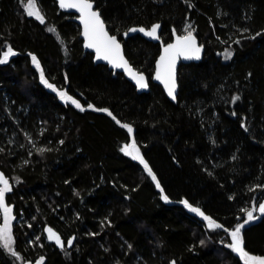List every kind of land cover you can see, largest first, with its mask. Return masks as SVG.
Listing matches in <instances>:
<instances>
[{"label":"trees","instance_id":"1","mask_svg":"<svg viewBox=\"0 0 264 264\" xmlns=\"http://www.w3.org/2000/svg\"><path fill=\"white\" fill-rule=\"evenodd\" d=\"M93 1L128 59L148 76L149 92L138 93L123 73L95 63L74 15L56 0H36L43 24L27 15V0H0V56L8 47L16 53L0 64V170L12 189L5 204L17 254L0 243V264H245L228 247L235 223L185 192L168 191L152 157L174 143L192 171L227 197L215 167L243 143L249 155L236 189L240 224L244 210L264 201V0ZM156 23L164 43L191 25L205 45L201 61L179 67L177 103L152 82L161 44L140 33L124 36ZM41 70L56 91L41 82ZM5 124L18 131L13 143ZM133 140L160 188L122 151ZM185 200L222 227L210 229ZM254 215L241 235L245 251L264 258V215ZM48 229L63 247L47 238Z\"/></svg>","mask_w":264,"mask_h":264},{"label":"snow or ice","instance_id":"2","mask_svg":"<svg viewBox=\"0 0 264 264\" xmlns=\"http://www.w3.org/2000/svg\"><path fill=\"white\" fill-rule=\"evenodd\" d=\"M61 8H75L80 12L81 22L84 26L83 35L86 40L85 47L92 48L95 50L97 60H106L114 68H122L127 72V74L135 81L136 86L140 89H145L148 87V83L145 80V77L142 73L133 71L129 66L127 60L124 59V56L121 51V45L118 42L115 36H110L105 30L104 21L101 19L100 13L93 10V4L90 0H59ZM26 12L29 17H35L40 23H44V17L41 15L40 10L37 8L36 0H27L26 3ZM160 25L156 24L151 27L150 30H145L144 28H131L130 32L140 31L143 32L146 36H149L153 39H159L157 31ZM50 31H55V29H49ZM187 35L177 36L176 42L174 44H169L164 48V54L160 57V60L157 65L156 79L161 80L164 83L165 88L167 89L168 95L175 99L176 91V79H175V66L176 60L178 57H183L184 59H200L201 48L197 46L196 39L192 34L191 25L185 29ZM238 43V41H237ZM16 55L14 50L11 47L7 48V51L3 52V55L0 56V64H5L8 62L11 56ZM228 56H231V53H228ZM33 64L39 69L40 64L37 58L32 56ZM41 82L44 83L48 88H51L53 91H56L55 87L48 83L44 78L43 70L40 72ZM59 96L62 100L70 101L73 105L79 108L81 111H84V108L81 107L80 103L69 96L66 92L60 91ZM234 99H239L235 97ZM89 108H92V105H88ZM99 111H107V109H97ZM111 115V113H108ZM115 119V117H113ZM117 123H120L117 121ZM121 127L127 129L129 133L133 132V128L127 124H121ZM62 143V142H61ZM47 149H39L41 153ZM125 155H129L134 160H138L144 167V170L147 172L148 176L152 178L153 181H156V187L160 188L159 181L153 173L152 169L149 167V164L145 161L144 157L141 155L139 148L136 145L135 140L132 141L130 145H125L122 149ZM11 186L9 181L0 174V209L3 211V225L0 226V243L3 244V247L7 249L13 256H16V252L12 250V227L11 221L14 219L11 215L12 209L5 204V194L11 192ZM163 192V189H161ZM162 199L167 202L168 197L166 195L162 196ZM186 208L191 212L197 214L198 216L203 217L204 220L208 222V227L210 229L221 228L222 225L216 223L212 218L206 216L198 207H193L189 204L188 201H182ZM259 211V213L264 214V203L259 204L258 209L253 207L251 210H244L246 212V220L242 224H238L236 228L230 232L231 243L228 245L233 252H236L244 260L245 264H264V258L257 256L249 255L245 251L244 239L241 235V229L245 224L257 219L254 215V212ZM48 239L54 240L55 243L61 247L64 246V242L61 240L60 236L48 229ZM73 240H68V246H71ZM203 243V241H201ZM172 264H175L173 261Z\"/></svg>","mask_w":264,"mask_h":264},{"label":"rangeland","instance_id":"3","mask_svg":"<svg viewBox=\"0 0 264 264\" xmlns=\"http://www.w3.org/2000/svg\"><path fill=\"white\" fill-rule=\"evenodd\" d=\"M2 130L6 136V141L13 143L17 140L18 131L15 126L10 127L9 124H5ZM248 152L245 144H234L215 167L217 177L227 184L229 191L227 197L217 196L207 180L192 171L189 164L182 158L180 147L174 143L170 142L166 147L158 150L152 158L155 163L157 162L168 191L173 194L185 192L195 202L219 213L226 222L235 223L237 226L241 222L242 214L236 208L237 205H240L239 201L236 200V189L247 168V161L244 157L249 155ZM0 215L2 217L0 226H2L4 222L2 209H0ZM11 215L13 217V213ZM20 220L21 218H19ZM12 222L13 219L11 227Z\"/></svg>","mask_w":264,"mask_h":264},{"label":"water","instance_id":"4","mask_svg":"<svg viewBox=\"0 0 264 264\" xmlns=\"http://www.w3.org/2000/svg\"><path fill=\"white\" fill-rule=\"evenodd\" d=\"M57 3H58V6L59 8L64 11V12H67V13H72L74 15L73 17V20L78 23V25L80 26V37L82 38V45H83V49L85 52H91L93 53V60L95 63L97 64H105L107 65L111 70H113L114 72H121L123 73V75L125 76V78L127 80H129L131 83L134 84V86L136 87V90L138 93H143V92H149L150 89H151V83H150V80L148 78V76L140 71L137 67H135L131 61L128 59L126 53H125V49H124V45L122 43V41L120 40V38L118 37V35H115L113 33H111V31L109 30L108 26H107V23L106 21L104 20V18L102 17L101 15V11L96 7V3L93 1V0H90V2L93 4V10L94 11H98L100 13V16H101V19L104 21V25H105V30L108 32V34L110 36H115L118 40V42L120 43L121 45V51H122V54L124 56V59L127 60L129 66L133 69V71L135 72H138V73H142L145 77V80L147 81L148 83V87L145 88V89H140L136 86V83L135 81L127 74V72H125L124 69L122 68H114L108 61L106 60H97L96 59V53H95V50L92 49V48H87L85 47V44H86V40H85V37L83 35V31H84V26H83V23L81 22V18H80V12L75 9V8H61L60 7V2L59 0H56ZM158 25H160L158 31H157V35L159 36V39H153L149 36H146L143 32H140V31H135V32H130L128 31L124 36L127 37L131 34H134V33H140L141 35H143L144 37H146L148 40L152 41V42H155V43H160L161 44V50H160V53L155 61V71L153 73V76H152V82L162 86L165 94L167 95V97L173 101L174 103H177L178 102V94H179V81H178V72H179V67L181 66V64H187V63H191V62H199L201 61L203 58H204V55H205V45L203 43H201L200 39L198 38V36L192 32L193 36L195 37L196 39V44L197 46H199L201 48V51H200V59H184L182 56L181 57H178L177 60H176V66H175V79H176V91H175V99H173L172 97H170L168 95V92H167V89L165 88L164 86V83L161 81V80H157L155 77H156V72H157V65H158V62L160 60V57L164 54V48L167 47L169 44H174L176 42V38L177 36H184V35H187V34H181V33H178V31L174 30L173 31V38L170 42H167V43H164L162 38L160 37V32H161V24L160 23H156ZM156 24H153V25H156ZM152 25V26H153ZM151 26V27H152ZM151 27L149 28H146V27H143V26H140V27H132V28H136V29H139V28H144L146 31L147 30H150ZM0 174H3V176L5 177L4 173L0 170ZM6 178V177H5ZM264 203V201L262 202ZM264 215V214H262ZM68 247H71V246H68ZM28 264V263H26Z\"/></svg>","mask_w":264,"mask_h":264},{"label":"bare ground","instance_id":"5","mask_svg":"<svg viewBox=\"0 0 264 264\" xmlns=\"http://www.w3.org/2000/svg\"><path fill=\"white\" fill-rule=\"evenodd\" d=\"M83 46V45H82ZM9 177V176H8ZM74 242V241H73Z\"/></svg>","mask_w":264,"mask_h":264}]
</instances>
